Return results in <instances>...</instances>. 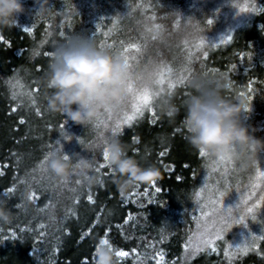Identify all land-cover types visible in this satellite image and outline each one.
I'll use <instances>...</instances> for the list:
<instances>
[{
    "label": "trees",
    "instance_id": "1",
    "mask_svg": "<svg viewBox=\"0 0 264 264\" xmlns=\"http://www.w3.org/2000/svg\"><path fill=\"white\" fill-rule=\"evenodd\" d=\"M162 2L165 10H179L185 17L197 19L192 35L181 41L192 57L193 67L225 74L226 83L231 85L227 92L247 97L248 122L261 129L257 136L264 137V0ZM32 4L33 0H26L27 6ZM53 4L57 10L53 18L34 19L22 14L20 26L0 32L10 42L0 41V193L13 186L18 189L8 197L16 219L0 226V264H94L95 249L105 235L118 250L129 252L120 264H157L158 252L163 253L164 264H264V240H257L255 250L243 251L253 236H264V225L246 241L234 238L233 231L227 229L223 239L216 242V251L210 247L201 251L194 246L185 249L197 224L203 222L204 192L199 200L195 193L204 189L208 166L214 158L201 157L187 142L183 110L170 121L156 109L157 123L151 122L152 114L145 110L131 126L123 125L122 132L115 134L129 145V155L157 166L160 175L155 184H136L122 194L112 180L114 172L106 166L98 172L104 180L101 185L86 186L77 175L55 190L49 187L47 176L40 183L33 181L36 196L32 201L39 214L16 207L21 202V181L31 180L32 176L40 180L39 172L33 169L38 168L49 150L60 147L72 155L94 157L97 168L103 163L102 141L113 136L111 127L103 123L84 127L46 110L37 81L50 59L46 54L54 50L53 42L73 32H84L111 47L120 48V41L125 45L141 43L115 15L125 10V0H53ZM177 19L181 25L186 22L182 17ZM26 27L34 31L27 33ZM171 27L175 28L176 23L172 22ZM46 31L50 33L47 36ZM200 39L204 44L196 48ZM42 40L46 43L41 44ZM34 50L40 54L34 56ZM205 51L207 56L203 55ZM130 54L136 56L131 63L143 58L142 51L139 55ZM169 68L171 72L167 71ZM161 72L164 83L160 86L169 88L170 83L175 84L173 89L179 102L188 90L184 83L177 82L176 66L169 63ZM14 77H18L19 83ZM29 90H33L41 113L24 95ZM13 91L17 93L15 101ZM131 104L132 101L112 114L109 123H114L117 116L123 118L124 113H131ZM61 124H66L63 131ZM133 136L138 137V143L132 142ZM93 145L98 146L97 150H92ZM89 194L94 204L87 200ZM49 209H54L55 219L50 218ZM129 214L132 220H127ZM39 224L45 228L40 229ZM89 229L91 232L81 239Z\"/></svg>",
    "mask_w": 264,
    "mask_h": 264
},
{
    "label": "clouds",
    "instance_id": "2",
    "mask_svg": "<svg viewBox=\"0 0 264 264\" xmlns=\"http://www.w3.org/2000/svg\"><path fill=\"white\" fill-rule=\"evenodd\" d=\"M50 19L57 14L53 0H0V32L20 26V16ZM141 42L143 58L130 63L121 48L101 44L92 34L73 32L53 42L54 50L38 84L47 111L62 114L68 121L84 127L95 124L108 110L119 111L128 102L132 85L151 90L153 106L162 117L174 121L183 110L186 140L211 158H228L240 171L254 170L264 163V137L261 129L248 122L247 97L227 92L223 73H209L193 67L192 57L181 41L191 36L195 27L192 16L179 10H165L162 0H125V10L116 14ZM185 23L177 24V18ZM176 27L172 28L171 23ZM169 63L176 66L178 81L187 87V94L177 101L173 88L161 87V69ZM97 150L98 146H91ZM107 151V164L113 170V182L124 192L131 186L156 180L159 169L136 155H129V145L112 137L102 151ZM95 158L80 153L52 151L45 162L49 187L58 189L79 176L86 186L101 185ZM34 185L29 181L20 188L25 211L39 214L32 199ZM55 219L54 209H49ZM16 214L9 207L7 193H0V226L12 224ZM118 249L112 244H98L94 264H120Z\"/></svg>",
    "mask_w": 264,
    "mask_h": 264
},
{
    "label": "snow or ice",
    "instance_id": "3",
    "mask_svg": "<svg viewBox=\"0 0 264 264\" xmlns=\"http://www.w3.org/2000/svg\"><path fill=\"white\" fill-rule=\"evenodd\" d=\"M243 10H247V9H243ZM213 21L210 19L208 20V23L211 24ZM177 24H179V21H177ZM115 27V25L113 26ZM262 28H264V25L261 26ZM25 32L27 33H32L34 31L33 28L31 27H26L24 29ZM111 32V29L109 30L108 33H104L105 36H108ZM49 32H45V36L49 35ZM60 35L63 36L64 33L60 32ZM228 39H231V35L228 36ZM0 41H4L5 43H10L9 41L5 40V37L3 35H0ZM46 43V40H42L41 44ZM120 48L121 50L126 54L127 59L129 60V62L131 63V61H133L136 56L135 55H131L130 53L134 52L136 55H139L142 51V45L139 42H129L127 43V45H125L124 41H120ZM187 43V41L185 42ZM204 44V40L200 39L199 44H197L195 47L196 48H200L202 45ZM106 45L104 42L101 43V46ZM40 52L37 50L33 51V55H39ZM46 55H51V53H47ZM204 56H207V52L205 51L203 53ZM191 57V55H190ZM234 67V66H233ZM168 72H171L172 70L169 68L167 69ZM13 80H15L17 83H19L18 77H14ZM178 83H183L182 81H178ZM164 83V76L163 73L161 72L160 74V78H159V84L162 85ZM22 86V85H21ZM23 87V86H22ZM175 84L170 83L169 84V88H174ZM228 87H231V85H228ZM33 90H29L28 92L24 93V95L27 96L28 101L30 102V104L35 108V111L37 113H41V109L38 107L37 105V100L35 98V96L32 94ZM35 91H39V89H35ZM240 95H243V93H240ZM130 96L134 98L135 103L133 104V112L132 114H127L124 113L123 118H120L119 116H117L116 121L112 124L109 123V121H111L112 118V114L116 113L117 111H113V110H108L107 114L104 116L105 119L103 120H98L97 123H103L105 127H111V132L113 133V136H115V134L122 132V126L123 125H129L131 126L133 124V122L137 119L138 116H143V113L145 110H148L151 112L152 114V118H151V122L152 123H157L158 119H157V115H156V108L153 106V94L151 92V90L143 88L142 86H137V85H132L131 89H130ZM12 99L15 101L17 100V93L15 91H13L12 93ZM21 103H23V101H21ZM122 110V109H121ZM66 127V124H61L60 128L63 131L64 128ZM179 131V130H178ZM111 137V138H112ZM110 138H104L102 143L103 145H106L108 143ZM132 142L133 143H138V137L133 136L132 137ZM59 143V142H57ZM52 151H62V148L60 147H56L52 150H49L43 157V159L39 162L38 168L33 169L34 172H39L40 174V180H37L35 176L31 177V180L28 178H25L24 180L21 181V183L23 184H27L29 183V181L32 183L33 181H35L36 183H40L45 177H46V169H45V162L47 160L48 155L52 152ZM165 153H160L161 156H163ZM201 157H205L207 156V154L203 151H201L200 153ZM102 155H103V163H101L99 165V167L96 168L97 172H100V170L102 168H105L106 166H108L107 164V151L104 150L102 151ZM217 164H223L225 170H227L230 166H232L233 162L228 159V158H218V160L216 161ZM110 168V167H109ZM113 171V170H112ZM0 175H2V172H0ZM259 176L261 178H264V171H259ZM153 184H155V180L152 181ZM42 187L44 188V190H47V186L42 185ZM157 191H159V189H156ZM18 191V189L13 186L12 188L6 189L5 193H7V196L10 198L13 194H15ZM256 191V185L252 186L251 191L249 192L248 195H246L243 198V211L245 213V215H240L238 219H234L232 218V211L231 209L228 210L227 215H219L218 219H213L211 221V223L205 222L203 225H201L200 223L197 224V231L193 234L192 237L189 238V241L185 244V249H188L189 247H195L196 251H201L205 248H211L212 251H216L217 250V241L222 240L223 239V233L232 227L233 224H242L245 222V216L248 214L252 215V218L255 219V211L257 209V206L259 204H264V194L260 195L258 199L255 200L254 203L251 204V206H248L249 204V200L252 199L253 194ZM204 192V189H200V191L195 193L196 199L199 200L202 197V194ZM123 194V192H122ZM145 195H147V193H145ZM226 195V191H219V196L216 200H214L212 203L213 204H219L221 207H223V198ZM36 196V192L32 191L31 195H30V199H34ZM20 197H21V202L19 204L16 205V207L22 209L25 211V206H24V200H23V194L20 193ZM87 200L92 202L93 204L95 203L93 196L91 194H89L87 196ZM215 211H219V209H215ZM209 214L207 212H202L201 216L202 217H207ZM133 217L131 216V214H129V216L127 217V220H132ZM127 220L125 221V223H127ZM97 223H99V218H97ZM39 228L40 229H44L45 225L44 224H39ZM30 230V229H29ZM0 231H3L2 229H0ZM107 231H111V228H108ZM91 232V229H89V232L83 233L81 236V239L84 238V236H87L89 233ZM40 235L43 236L44 232L41 231ZM13 236H15V233H13ZM163 239V237H162ZM257 240H264V236H253L251 241H249L248 243H246L243 246V251L246 253L250 250H255L258 245H257ZM99 244H111L110 240L108 238L107 235H105V237H103L102 239H100ZM152 245H149V247H151ZM229 248L232 247V245H228ZM133 252H135L136 250L133 249ZM117 256L120 257L121 260H123L124 258L128 257L129 252L125 251L123 249H119L117 251ZM157 256H159V260L157 261V264H164V255L162 252H158L156 254ZM137 259H140L139 257H137ZM143 264V262H142Z\"/></svg>",
    "mask_w": 264,
    "mask_h": 264
},
{
    "label": "rangeland",
    "instance_id": "4",
    "mask_svg": "<svg viewBox=\"0 0 264 264\" xmlns=\"http://www.w3.org/2000/svg\"><path fill=\"white\" fill-rule=\"evenodd\" d=\"M135 103L133 97H129L128 102ZM126 106V105H125ZM133 107L131 108V113ZM218 158H214L208 166L209 174L205 177L207 183L204 186V206L205 212L209 215L203 217L202 225L205 222L211 223L213 219H218L219 215H227L228 210L232 211V218L238 219L240 215H245L243 208V198L249 194L253 185H256V191L249 200L248 206H251L260 195L264 194V178L259 176V171H264V163L259 164L254 170L240 171L234 164L225 170L223 164H217ZM219 191H226L223 198V207L219 204H213L219 196ZM219 209V211H215ZM264 225V204H259L255 211V219L251 214L245 216V222L242 224H233L231 228L233 237L246 241L251 238L255 231Z\"/></svg>",
    "mask_w": 264,
    "mask_h": 264
}]
</instances>
